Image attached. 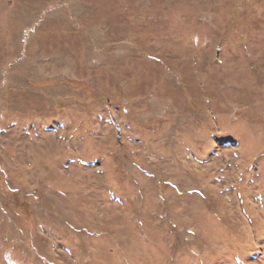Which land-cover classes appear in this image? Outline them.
Here are the masks:
<instances>
[{"label": "rangeland", "instance_id": "rangeland-1", "mask_svg": "<svg viewBox=\"0 0 264 264\" xmlns=\"http://www.w3.org/2000/svg\"><path fill=\"white\" fill-rule=\"evenodd\" d=\"M0 264H264V0H0Z\"/></svg>", "mask_w": 264, "mask_h": 264}, {"label": "water", "instance_id": "water-1", "mask_svg": "<svg viewBox=\"0 0 264 264\" xmlns=\"http://www.w3.org/2000/svg\"><path fill=\"white\" fill-rule=\"evenodd\" d=\"M116 130H117V136H119L120 135V128L117 126Z\"/></svg>", "mask_w": 264, "mask_h": 264}]
</instances>
